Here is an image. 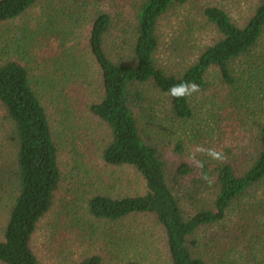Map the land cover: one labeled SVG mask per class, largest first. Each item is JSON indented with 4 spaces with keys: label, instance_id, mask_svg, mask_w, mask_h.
<instances>
[{
    "label": "trees",
    "instance_id": "16d2710c",
    "mask_svg": "<svg viewBox=\"0 0 264 264\" xmlns=\"http://www.w3.org/2000/svg\"><path fill=\"white\" fill-rule=\"evenodd\" d=\"M176 1L128 0L124 9L116 5V0H72L71 5L59 1L58 6L42 8L46 22L37 27L47 41H52V47L59 48L49 61L61 64L64 58H71L65 67L77 76L89 70L87 56L78 61L77 51L64 46L76 32L84 30L87 34V52L99 69L102 86L100 100L89 109L109 132L102 159L108 166L134 169L145 182L143 194L94 195L87 202V213L110 224L153 217L165 232L171 264H216L207 259L202 233L223 224L234 207L264 184V116L250 119L246 113L248 102H235L237 110L241 108L239 125L255 130V146L247 163L240 166L229 158L210 165L202 159L198 174L189 165L181 164L173 180L188 175L195 187L186 197L171 186L170 167L159 150L145 140L136 113L149 114L148 110L155 109L153 100L150 103L148 99L155 90L169 101L176 119L191 120L190 93L194 89L206 90L215 69L232 91L239 84L248 89V80L256 79L258 70L247 63L242 78H236L233 64L251 58L264 38V0H257L251 16L243 23L234 21L224 8H206L204 16L219 38L189 63L172 71L160 65L157 55L161 21ZM42 5L43 0H0V25L16 21ZM54 23L59 27L50 31L48 25ZM21 43L17 41L14 55L0 64V104L13 125L11 140L16 148V169L6 184L0 183V196L6 195L11 203L0 240V264H42L34 250V237L51 212L62 183L59 149L48 110L33 87L25 65L28 50ZM4 50L9 53L10 46ZM241 112L244 117H240ZM246 218L247 222L242 223L244 231L249 226L257 237L264 235V213ZM78 264H103V259L94 255ZM126 264L145 263L131 260Z\"/></svg>",
    "mask_w": 264,
    "mask_h": 264
},
{
    "label": "rangeland",
    "instance_id": "374dc122",
    "mask_svg": "<svg viewBox=\"0 0 264 264\" xmlns=\"http://www.w3.org/2000/svg\"><path fill=\"white\" fill-rule=\"evenodd\" d=\"M59 1L72 4V0H43L41 7L30 10L16 21L0 25V64L14 55L17 41H22L20 45L28 50L25 65L33 87L48 110L59 149L62 183L51 212L39 225L34 250L42 264H78L94 255L100 256L103 264H126L131 260L171 264L165 232L153 217H134L110 224L97 221L87 213V202L96 194L131 196L143 194L146 187L134 169L108 166L102 159L109 132L89 109L92 103L100 100L102 86L99 69L87 52L84 30L76 32L64 46L72 52L77 51L78 61L87 56L89 70L83 76H77L65 67L71 58H64L61 64L49 61L59 48L52 47V41H47L37 26L46 22L42 8L58 6ZM116 1V5L124 9L128 0ZM256 3L257 0H177L159 27L161 45L157 58L160 65L177 71L219 38L204 16L206 8H224L234 21L243 23L251 16ZM55 27L59 26L48 25L50 31H55ZM7 46H10L9 53L4 50ZM252 57L233 64L236 78H242L247 63L258 70L256 79L248 80V89L239 84L232 91L215 69L209 75L206 90L191 91L193 118L189 121L176 119L169 101L155 90L148 98L150 103L152 100L155 103V109L148 110L149 114L136 113L145 140L159 150L170 167V183L179 195H192L191 190L195 188L188 175L173 180V173L181 164L189 165L198 174L202 159L210 165L229 158L240 166L247 163L255 146V130L239 125L241 108L237 110L235 102L239 105L248 102L246 113L250 119L255 115L264 116V38ZM240 117H244V112ZM12 133L13 125L0 104L2 184L7 183L16 169ZM261 201H264V184L234 207L223 224L204 230L201 243L209 261L264 264V235L257 237L249 226L248 231L242 229V223L248 220L246 217L264 213ZM10 205L6 195L0 196V240ZM186 205L191 206L188 201Z\"/></svg>",
    "mask_w": 264,
    "mask_h": 264
}]
</instances>
